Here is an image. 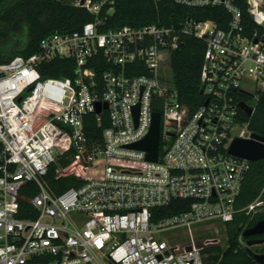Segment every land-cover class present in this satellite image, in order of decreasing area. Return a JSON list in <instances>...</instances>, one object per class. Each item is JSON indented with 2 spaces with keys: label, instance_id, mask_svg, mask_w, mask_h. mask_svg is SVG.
Here are the masks:
<instances>
[{
  "label": "built area",
  "instance_id": "1",
  "mask_svg": "<svg viewBox=\"0 0 264 264\" xmlns=\"http://www.w3.org/2000/svg\"><path fill=\"white\" fill-rule=\"evenodd\" d=\"M173 1L222 7L230 21L104 29L114 0H72L93 20L0 62V264H204V249L221 245L218 235L197 239L194 226L216 221L226 230L238 210L252 161L229 150L256 133L246 116L264 91V0H246L251 35L238 0ZM186 36L205 43V101L195 109L167 79L170 55ZM59 59L74 64V74L43 76ZM94 66L106 68L98 76ZM104 110L109 125L101 142L91 141L86 117L101 123ZM155 112L160 146L150 160L131 145L148 136ZM53 167L74 184L52 188ZM23 199L36 217L23 216L30 212ZM174 201L190 204L165 214ZM242 210L264 211V199Z\"/></svg>",
  "mask_w": 264,
  "mask_h": 264
},
{
  "label": "trees",
  "instance_id": "2",
  "mask_svg": "<svg viewBox=\"0 0 264 264\" xmlns=\"http://www.w3.org/2000/svg\"><path fill=\"white\" fill-rule=\"evenodd\" d=\"M114 11L108 14L104 29L123 25L144 26L148 24L180 25L189 17L197 20H214L222 28L230 21V14L222 7H190L173 0H114ZM244 13L247 34L255 26L248 12L246 0H238ZM93 15L76 6L72 0H0V62L12 59L18 54L29 56L39 50L41 40L54 32H72L92 21ZM205 43L193 36H186L180 47L170 55L167 79L180 94V99L195 109L204 103L200 76L204 59ZM106 65V64H105ZM100 76L106 68L94 66ZM75 66L69 60L59 59L53 65L42 69L45 77H68L74 74ZM248 99V98H247ZM98 122L96 114L86 117L85 129L91 141H102V132L109 125L107 111ZM250 120V127L264 137V91ZM54 167L50 172L52 188L61 191L74 184L72 174L56 178ZM258 197L264 199V159L251 163L241 191L237 198V212L233 221L227 223L228 246L214 245L204 249V264H260L256 253H264V242L248 246L245 230L264 219V211L247 214L242 209ZM189 201H174L164 210L165 214L177 213L189 207ZM178 206V207H177ZM22 207L29 208L25 217H36V211L23 199ZM264 237L263 235H258ZM245 240L247 245L242 241ZM250 240V237H249Z\"/></svg>",
  "mask_w": 264,
  "mask_h": 264
},
{
  "label": "water",
  "instance_id": "3",
  "mask_svg": "<svg viewBox=\"0 0 264 264\" xmlns=\"http://www.w3.org/2000/svg\"><path fill=\"white\" fill-rule=\"evenodd\" d=\"M107 107V105H105ZM241 108L247 113V115L251 116L253 114V108L247 103L242 102ZM102 110L101 103L97 104V111L100 112ZM138 108H136V112ZM132 147L146 150L148 152V159L157 160L159 154V146H160V113H154V122L150 133L148 136L142 141L131 145ZM230 153L236 156L246 158L251 160L252 162L259 161L264 159V137L254 133L252 139H243L236 138L231 147ZM264 234V219L260 220L255 226L252 228H248L245 230V236H258ZM264 242L263 238H253L248 241L249 246L259 245ZM255 258L260 264H264V253H256Z\"/></svg>",
  "mask_w": 264,
  "mask_h": 264
},
{
  "label": "rangeland",
  "instance_id": "4",
  "mask_svg": "<svg viewBox=\"0 0 264 264\" xmlns=\"http://www.w3.org/2000/svg\"><path fill=\"white\" fill-rule=\"evenodd\" d=\"M194 228H195V236L197 237V239H203L209 236L218 235L222 240L221 246L224 249L227 248L228 237H227V231L225 230L224 224L218 223L216 221H212V222H207L201 225H195ZM185 234H186V231H184V234L178 238L183 243L188 241V238H186L187 235ZM242 243L244 245H247L245 240H243Z\"/></svg>",
  "mask_w": 264,
  "mask_h": 264
},
{
  "label": "flooded vegetation",
  "instance_id": "5",
  "mask_svg": "<svg viewBox=\"0 0 264 264\" xmlns=\"http://www.w3.org/2000/svg\"><path fill=\"white\" fill-rule=\"evenodd\" d=\"M246 237H248V241H249V236H246ZM253 238H263V237H261V236H255V237L252 236V237H251V236H250V239H253ZM248 246H249V245H248Z\"/></svg>",
  "mask_w": 264,
  "mask_h": 264
}]
</instances>
